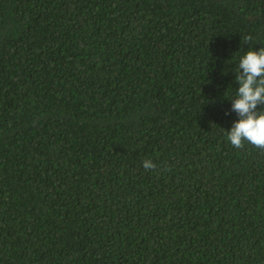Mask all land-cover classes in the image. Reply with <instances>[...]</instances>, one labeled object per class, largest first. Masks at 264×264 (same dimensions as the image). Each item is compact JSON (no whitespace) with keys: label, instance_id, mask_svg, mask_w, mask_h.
Returning <instances> with one entry per match:
<instances>
[{"label":"trees","instance_id":"1","mask_svg":"<svg viewBox=\"0 0 264 264\" xmlns=\"http://www.w3.org/2000/svg\"><path fill=\"white\" fill-rule=\"evenodd\" d=\"M261 47L264 0H0V264H264Z\"/></svg>","mask_w":264,"mask_h":264},{"label":"clouds","instance_id":"2","mask_svg":"<svg viewBox=\"0 0 264 264\" xmlns=\"http://www.w3.org/2000/svg\"><path fill=\"white\" fill-rule=\"evenodd\" d=\"M252 39V36L244 37L247 43ZM235 73L239 88L231 100L232 109L239 119L226 131L227 140L236 149L244 148L247 142L264 151V108L258 109V105L264 106V47L245 52L236 65ZM142 166L146 171L156 168L150 159H145Z\"/></svg>","mask_w":264,"mask_h":264}]
</instances>
